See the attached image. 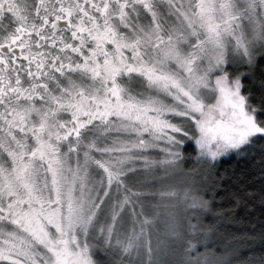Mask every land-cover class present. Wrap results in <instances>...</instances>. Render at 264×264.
<instances>
[{"label":"snow or ice","instance_id":"snow-or-ice-1","mask_svg":"<svg viewBox=\"0 0 264 264\" xmlns=\"http://www.w3.org/2000/svg\"><path fill=\"white\" fill-rule=\"evenodd\" d=\"M257 209L246 264L264 0H0V264H232Z\"/></svg>","mask_w":264,"mask_h":264},{"label":"trees","instance_id":"trees-1","mask_svg":"<svg viewBox=\"0 0 264 264\" xmlns=\"http://www.w3.org/2000/svg\"><path fill=\"white\" fill-rule=\"evenodd\" d=\"M256 151H259L257 147ZM236 165V159L225 160L220 166V171L223 172L225 168L232 169ZM225 207H231L230 205H225ZM259 210L257 209L256 218L248 219L246 213L240 212L236 216L235 220L226 221L227 233L220 247H227L229 250L225 254L224 259H231L232 264H246L249 258V249L255 247L259 249V238L258 236L253 238V234L249 231L254 223H258ZM207 223V221H205ZM237 241H247L246 243H237ZM203 251V249H202Z\"/></svg>","mask_w":264,"mask_h":264},{"label":"rangeland","instance_id":"rangeland-1","mask_svg":"<svg viewBox=\"0 0 264 264\" xmlns=\"http://www.w3.org/2000/svg\"><path fill=\"white\" fill-rule=\"evenodd\" d=\"M163 228V225H161V229ZM201 251H202V249H201Z\"/></svg>","mask_w":264,"mask_h":264}]
</instances>
